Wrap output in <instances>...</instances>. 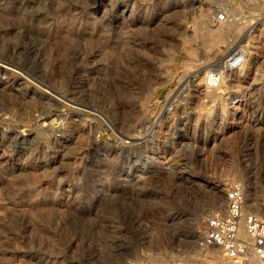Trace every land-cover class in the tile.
<instances>
[{"label":"rangeland","instance_id":"374dc122","mask_svg":"<svg viewBox=\"0 0 264 264\" xmlns=\"http://www.w3.org/2000/svg\"><path fill=\"white\" fill-rule=\"evenodd\" d=\"M24 1L0 0V58L29 66L81 111L0 70L9 84L0 86V175L31 166L0 179V264L48 256L58 264H217L221 251L204 225L226 208L230 187L241 184L248 202L262 193L261 205L245 201V210L264 213V25L248 31L264 17V0H49L48 17L33 24V52L21 29ZM239 17L246 29L228 60L236 68L196 72L205 54L236 38L231 20ZM218 25L224 38L210 31ZM209 70L222 80L208 84ZM61 126L72 139L63 151L51 142L32 157L29 141L50 140ZM122 133L141 139L128 144ZM135 166L143 169L136 175ZM64 181L83 212H12L29 191L62 196Z\"/></svg>","mask_w":264,"mask_h":264},{"label":"bare ground","instance_id":"6f19581e","mask_svg":"<svg viewBox=\"0 0 264 264\" xmlns=\"http://www.w3.org/2000/svg\"><path fill=\"white\" fill-rule=\"evenodd\" d=\"M48 1L49 0H25L23 2L24 4L20 5V7H19L20 11H22L20 13H24L23 15L25 16L26 22H27L21 29L24 32L25 38L28 40L27 41L28 45H27L26 48H27V50L29 52H33L35 50L34 42H33V39L31 37V32L34 29L33 24L35 22L41 21V20L45 19L46 17H48V15L46 14V8H47ZM14 7L15 6L13 5L12 8H14ZM262 15H264L263 12H262ZM255 16H257V15H255ZM258 16H260V15H258ZM260 20H261V24L264 25V17L259 18V19L255 20L254 22H252L250 25H248V31L249 30H253L254 31L257 28L256 27L257 22H259ZM218 21H221V20H218ZM231 21H233L232 24L231 23L230 24L233 26L232 31L237 35L236 38H234L232 40H228L227 41V46L225 47L224 50H222V51H220V50L213 51L212 54L209 53L211 56L209 54H205L203 62L195 64V67L192 64L191 66L194 67L193 69L196 72L199 69H201L202 67L205 68L206 66H210V65H212L214 63L216 64V63H222V62L224 63L225 68H227L229 70L236 68L235 65L228 64L229 63L228 60L238 50V43L241 41V38H242V36H240V34H242L244 29H246V22L242 21V17L233 19ZM204 22H206V20H204ZM40 24H41L40 25V29L36 30L39 34L44 32V30L46 28V25H47V20H45L44 22H42ZM210 31L216 33L219 37H223V38H224V35L226 33L224 31V28H223L222 25H218L217 27L214 26L213 28L210 29ZM204 53H206V52H204ZM252 54H253V52H249V53H246V56L250 57V56H252ZM242 63H243V60H242L240 65H242ZM28 67L29 66H26V65H20V64L12 61L10 59L0 58V70L1 71L5 72V73H10V74H12L13 76H15L17 78L21 77V76H25L28 79H30L31 82L41 92L47 93V94L51 95L52 97L57 98L58 100H61L60 97H58V96H60V94L57 93L56 91L50 89V87L45 83V81L39 75L35 74L34 72H31V70ZM187 69H184V72L181 75L182 77L180 76L183 81L186 80L191 75V71L190 72H185ZM181 78H179V79H181ZM205 80H206V82L208 84H210V83L213 84V82L216 81V80H222V77H221V75L217 76L214 73H211V70H209L206 73ZM183 81H180V83H182L181 85H183ZM175 83L177 84V82H175ZM0 86L2 88H7L9 86V84L7 82L0 81ZM174 88L175 87H172L170 85V83H169V89H170L169 92L173 91V94H174V91L176 90ZM206 90H207L206 91V96L209 99H213L214 100L215 97H216L215 92H213V90H210V89H206ZM61 101L63 103H65V104H67L69 106V108L74 113H78V112L81 111V108H79V106L76 103L69 104V103L64 102L63 100H61ZM153 126H155V124ZM123 135H124L123 137H125L128 140V141L125 140L126 143H128V144H133L132 142H137L138 140L141 139V138H138L134 133L133 134L132 133H128V134H123ZM19 137H21V136H18L17 134L16 135H12V137H10L11 140H12L11 142H14L15 139H17ZM71 140H72L71 136L68 134L67 129H65L63 126L58 127V129L53 131V133L51 134L50 140H46V139H41L40 140L39 139L38 141H33V138H32L29 141V149H31V154H32V155L31 154L30 155L33 157V155L35 156V154H36V150H39V149H41L42 151L45 150L49 146L48 143H51V142L56 147L57 151L62 152L63 148L65 147V145L68 142H70ZM141 141H144V140H141ZM133 145H135V144H133ZM28 162H29V159H28ZM44 164H45V159H41L39 165L43 166ZM28 166L31 167L30 163L18 162L13 168H8V167L7 168H3L2 169V174L0 175V179H4L6 182H10V178L12 180V177H14V175H19V177L26 176V174L28 173V171H27ZM139 168H140V166H135V168H134L135 169L134 170L135 175L143 170V169L141 170ZM113 171H114L113 173L115 174V176L118 177V178L122 175V172H123L122 169H119V168H115ZM123 180L125 181L126 179H123ZM66 182L67 181H64L61 184L62 196L56 197L51 192H47L45 194L38 195V194L33 193L32 191H29L28 194H26L27 195L26 197H24L18 204H15V205H13L11 207L12 212H14V213L18 214L19 216H22L23 218H25L26 217V211L28 209V208H26V206H29V207H31L32 209H35V211H38V212L40 210H42L43 208H53V209H55L57 211V213L59 215H62L63 214V210L65 209V207L67 205L68 206H70V205L74 206L77 209H79L80 212L81 211L83 212L84 203H83L82 199L79 198V196L77 194L71 195L72 194L71 190L70 189H66L64 187L66 185ZM262 197H263L262 193H259V194H257L256 196L253 197L252 202L251 201L248 202V201L245 200L247 206H249L251 209H253L252 208L253 205L260 206L261 205V201H262ZM252 212L253 213H257V214H262L260 212H254V211H252ZM52 257L53 256H48L47 258L41 259L39 264H58L54 260H52ZM55 257H60V256H56L55 255ZM222 258H223V254L221 253V258H220L219 262L222 260Z\"/></svg>","mask_w":264,"mask_h":264},{"label":"built area","instance_id":"2783aa9c","mask_svg":"<svg viewBox=\"0 0 264 264\" xmlns=\"http://www.w3.org/2000/svg\"><path fill=\"white\" fill-rule=\"evenodd\" d=\"M225 20V15H218ZM227 206L216 211L204 225L206 240L223 254L217 264H264V213L245 210L241 184L230 187Z\"/></svg>","mask_w":264,"mask_h":264}]
</instances>
